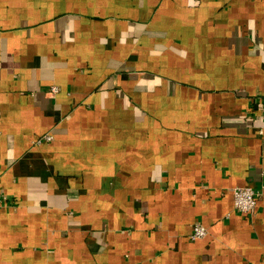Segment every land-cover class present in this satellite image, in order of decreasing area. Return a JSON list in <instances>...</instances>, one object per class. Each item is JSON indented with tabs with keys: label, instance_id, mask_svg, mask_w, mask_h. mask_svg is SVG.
Returning a JSON list of instances; mask_svg holds the SVG:
<instances>
[{
	"label": "crops",
	"instance_id": "crops-1",
	"mask_svg": "<svg viewBox=\"0 0 264 264\" xmlns=\"http://www.w3.org/2000/svg\"><path fill=\"white\" fill-rule=\"evenodd\" d=\"M0 191V264H264V0H0Z\"/></svg>",
	"mask_w": 264,
	"mask_h": 264
},
{
	"label": "built area",
	"instance_id": "built-area-1",
	"mask_svg": "<svg viewBox=\"0 0 264 264\" xmlns=\"http://www.w3.org/2000/svg\"><path fill=\"white\" fill-rule=\"evenodd\" d=\"M52 93L57 91V88L55 86L51 87ZM53 139L52 134L47 133L43 134L39 138L36 139V144H41L43 142H50ZM232 194V201H233V207L234 209L246 216H250L254 213V210L256 209L258 197L259 195L257 192L250 186H237L231 189ZM9 203H13L11 198L6 197L1 191H0V205H6ZM208 231L207 228L200 224L195 223L192 227V231L189 235L190 240H198L202 239L207 235Z\"/></svg>",
	"mask_w": 264,
	"mask_h": 264
}]
</instances>
